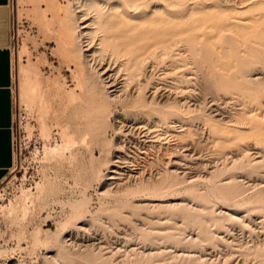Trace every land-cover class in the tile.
I'll use <instances>...</instances> for the list:
<instances>
[{"label":"rangeland","instance_id":"obj_1","mask_svg":"<svg viewBox=\"0 0 264 264\" xmlns=\"http://www.w3.org/2000/svg\"><path fill=\"white\" fill-rule=\"evenodd\" d=\"M7 7L0 264H264V0Z\"/></svg>","mask_w":264,"mask_h":264},{"label":"crops","instance_id":"obj_2","mask_svg":"<svg viewBox=\"0 0 264 264\" xmlns=\"http://www.w3.org/2000/svg\"><path fill=\"white\" fill-rule=\"evenodd\" d=\"M9 20L7 0H0V177L12 159V56L8 46Z\"/></svg>","mask_w":264,"mask_h":264},{"label":"bare ground","instance_id":"obj_3","mask_svg":"<svg viewBox=\"0 0 264 264\" xmlns=\"http://www.w3.org/2000/svg\"><path fill=\"white\" fill-rule=\"evenodd\" d=\"M96 5H97V4H96ZM95 7L97 8V6H95ZM99 14H100L101 17H102V14H101V13H98V17H100ZM101 17H100V18H101ZM98 21H100L99 18H98ZM101 22H102V21H101ZM137 22H138V21H137ZM99 23H100V22H99ZM99 23L97 22V24H98V25H97L98 28H99V26H100L99 29L102 30L103 32L105 31V33H107V32H106L107 30H106L105 28L102 27L104 24L102 23L103 25H101V23H100V24H99ZM84 26H85V25H83L82 27H84ZM104 37L106 38V36H103V38H101L103 41H104ZM115 37H116V36H115ZM91 38H92V37H91ZM117 38H118V36H117ZM101 39H100V40H101ZM106 39H107V38H106ZM110 40H111V39H110ZM112 41L115 42L114 40H112ZM112 41H106V42H103V43H104L103 45L106 44V45H109V46H110V45H112V44H108V43H110V42H112ZM115 43H116V42H115ZM116 44H117V43H116ZM118 44H119V43H118ZM118 44H117L116 46H118ZM103 45H102V46H103ZM106 45H105V46H106ZM113 45H114V43H113ZM113 45H112V46H113ZM116 46L114 45V47H116ZM118 47H119V46H118ZM103 48H104V46H103ZM131 48H132L134 51H135V50H138V51H139V48H138V49H137V48L134 49V47H131ZM87 49H89V47H88ZM114 49L117 50V47L114 48ZM114 49H113V47H112V50H114ZM132 49H131V50H132ZM110 50H111V49H110ZM131 50H130V52H128L129 50H128V51L126 50V54H127V52H128V53H132ZM133 50H132V51H133ZM124 52H125V51H124ZM100 53H101V52H100ZM102 53H103V52H102ZM114 53H115V52H114ZM132 54H133V53H132ZM119 55H120V54H119ZM121 55H122V54H121ZM129 61H130V60H129ZM124 70H125V69H124ZM101 73H102V74H106V73H107V70H106L105 68H103L102 71H101ZM108 75H109V74H107L105 77H109Z\"/></svg>","mask_w":264,"mask_h":264},{"label":"built area","instance_id":"obj_4","mask_svg":"<svg viewBox=\"0 0 264 264\" xmlns=\"http://www.w3.org/2000/svg\"><path fill=\"white\" fill-rule=\"evenodd\" d=\"M9 27H10V20H9ZM11 112L13 115V100H11ZM11 128H12V124H11ZM10 144H11V148L13 149V133H12V129H11V134H10Z\"/></svg>","mask_w":264,"mask_h":264}]
</instances>
